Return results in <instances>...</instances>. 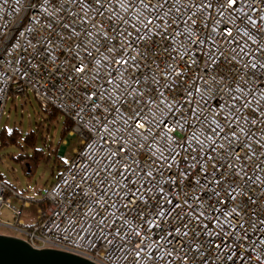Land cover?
Returning <instances> with one entry per match:
<instances>
[{
  "label": "built area",
  "instance_id": "1",
  "mask_svg": "<svg viewBox=\"0 0 264 264\" xmlns=\"http://www.w3.org/2000/svg\"><path fill=\"white\" fill-rule=\"evenodd\" d=\"M31 93L80 146L30 226L0 177V227L96 264H264V0H0V120Z\"/></svg>",
  "mask_w": 264,
  "mask_h": 264
},
{
  "label": "rangeland",
  "instance_id": "2",
  "mask_svg": "<svg viewBox=\"0 0 264 264\" xmlns=\"http://www.w3.org/2000/svg\"><path fill=\"white\" fill-rule=\"evenodd\" d=\"M64 121L65 116L60 113L51 118L49 112L43 111L33 93L24 97L20 95L18 98H9L6 103L5 113L0 120V131L16 128L22 133V137L16 143L0 146V177L17 192L22 193V196L30 199V206L25 207L21 215L26 226L38 221V209L43 207L42 190L57 180L66 160L73 157L74 149L80 146L79 138L69 135L61 142ZM31 131L38 136L36 147L42 149L43 154L33 165L32 172L28 173L24 161L15 157L23 151L33 155L34 148L26 146L24 141V135ZM43 136L46 137V142L42 139ZM12 205L18 206L17 198H12ZM2 219L14 222L9 208H3ZM0 234L24 236L23 233L8 227H0Z\"/></svg>",
  "mask_w": 264,
  "mask_h": 264
},
{
  "label": "water",
  "instance_id": "3",
  "mask_svg": "<svg viewBox=\"0 0 264 264\" xmlns=\"http://www.w3.org/2000/svg\"><path fill=\"white\" fill-rule=\"evenodd\" d=\"M30 167L28 172H30ZM0 264H96L57 249H37L19 236L0 234Z\"/></svg>",
  "mask_w": 264,
  "mask_h": 264
},
{
  "label": "trees",
  "instance_id": "4",
  "mask_svg": "<svg viewBox=\"0 0 264 264\" xmlns=\"http://www.w3.org/2000/svg\"><path fill=\"white\" fill-rule=\"evenodd\" d=\"M47 112L50 113L51 118L57 116L60 113L59 110L55 108H52ZM72 126H73V122L69 118L65 117L62 134H61V142H63L66 139V137L69 135L72 129ZM20 137H22V133H20L16 128L13 130H8L6 128L2 129L0 131V146L9 144V143H12V144L16 143ZM37 139H38V136L35 134L34 131L26 133L24 135L25 144L26 146L33 147L34 153L31 156L29 152L23 151L22 153H20L18 156L15 157L16 159L24 161L27 171H28V168L30 167L31 170L28 173L32 172L33 165L36 164V161L43 154L42 149H38L36 147ZM42 139L46 142L45 136H43Z\"/></svg>",
  "mask_w": 264,
  "mask_h": 264
},
{
  "label": "snow or ice",
  "instance_id": "5",
  "mask_svg": "<svg viewBox=\"0 0 264 264\" xmlns=\"http://www.w3.org/2000/svg\"><path fill=\"white\" fill-rule=\"evenodd\" d=\"M233 2H234V0H233ZM79 70H82V69H79Z\"/></svg>",
  "mask_w": 264,
  "mask_h": 264
}]
</instances>
